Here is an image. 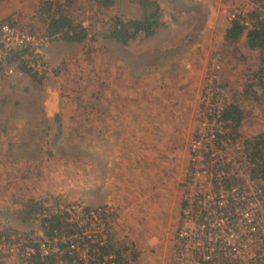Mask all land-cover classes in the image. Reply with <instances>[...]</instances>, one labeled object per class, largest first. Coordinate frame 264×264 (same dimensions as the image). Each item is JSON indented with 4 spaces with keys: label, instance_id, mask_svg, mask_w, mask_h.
I'll return each instance as SVG.
<instances>
[{
    "label": "rangeland",
    "instance_id": "1",
    "mask_svg": "<svg viewBox=\"0 0 264 264\" xmlns=\"http://www.w3.org/2000/svg\"><path fill=\"white\" fill-rule=\"evenodd\" d=\"M44 1L0 0V27L43 28L38 11ZM244 2L117 0L104 15L99 6L75 0L70 11L84 16L88 38L45 42L36 36L21 55L27 45L7 42L0 32V227L16 229L12 238L22 242L39 241L40 222L19 217L23 200L34 198L67 209L80 228L88 223L76 234L77 245L86 235L125 247L122 264H193L195 256L179 245L189 231L181 213L206 217L200 197L228 181L209 178L214 174L200 172L202 166L229 172L237 163L240 190L264 186L246 177L236 146L214 149L206 141L211 95L221 109L257 64L244 38L225 36ZM158 7L164 25L152 37L121 44L106 36L101 19L115 13L140 18ZM25 64L35 71H25ZM259 111L242 122L243 133L264 129ZM202 180L197 193L194 181ZM258 224L264 229V219ZM234 226L238 233L247 229ZM239 236L251 254L258 236ZM18 244L15 253L0 252V264H26Z\"/></svg>",
    "mask_w": 264,
    "mask_h": 264
},
{
    "label": "trees",
    "instance_id": "2",
    "mask_svg": "<svg viewBox=\"0 0 264 264\" xmlns=\"http://www.w3.org/2000/svg\"><path fill=\"white\" fill-rule=\"evenodd\" d=\"M66 1L69 2H64V0L41 2L38 13L43 19V28L34 26L35 30L30 32L45 42L58 40L72 43L84 42L88 38L91 28L83 23L84 16L79 18L71 13L70 6L75 0ZM85 1L99 6L104 15H107L108 10L114 9L117 3V0ZM256 5L258 6L255 10L249 14V24L244 23L246 17L238 14L231 19L225 33L226 38L233 42L239 41L241 38L245 39L247 48L258 56L256 67L245 77L242 88L236 91L221 109L217 108L214 116L210 118L217 117L223 122L224 132L217 135L216 143L218 142L223 148H226V145L236 146L235 151L239 154L238 161L242 163L241 166L246 177L251 182L262 183L264 182V129L250 134L242 131V122L259 111H255L253 103L261 107L259 112L264 117V16L262 11L264 0L258 1ZM161 17L162 12L158 7L153 10L148 9L140 18L124 17L115 13L101 21L102 25L107 28L106 36L109 39L127 44L132 40L152 37L160 26L164 25ZM29 48L31 46L27 45L25 49H22L20 55L27 53ZM24 70L29 73H32V70L35 71L28 64H25ZM243 170L240 168L239 171L242 175H244ZM233 179L235 182L230 179L227 186L235 183L240 184L236 181L237 177H233ZM184 202L182 205L188 206V202L186 200ZM59 206L56 204L50 207L34 198L23 200L22 208L19 210L20 219L27 223L39 221L43 229V236L35 235V237L52 243L50 254L42 256L38 250V244L34 242L32 245L37 251L34 254L26 255V257L25 254H22V259L26 264H98L110 252L116 254L118 264L125 261L122 259L126 248L118 247V249L109 238L103 245L91 242L92 238L84 240L82 244L88 241L90 249L88 258H81L77 250L71 249V245L79 241L76 234H82L89 225L87 223L82 228L78 227V221L72 220L71 213ZM84 210L89 211V206ZM233 210L234 206H232L231 212ZM227 211L229 213L230 208ZM181 215L180 220L182 217L184 218L185 212H182ZM230 216L235 218L234 213ZM13 232L15 233L13 234ZM17 233L16 229L0 227V240L6 243L15 240L19 242L20 238H12ZM253 235H257L258 240L255 247L253 245L254 249L252 248L251 254L244 257L222 256L220 260L218 259L217 264H264V234L258 232Z\"/></svg>",
    "mask_w": 264,
    "mask_h": 264
},
{
    "label": "built area",
    "instance_id": "3",
    "mask_svg": "<svg viewBox=\"0 0 264 264\" xmlns=\"http://www.w3.org/2000/svg\"><path fill=\"white\" fill-rule=\"evenodd\" d=\"M260 0H246V2L237 5L236 9L233 11L231 19L235 18L236 15L241 14L246 17L245 24H249V14L255 10L258 6L256 3ZM263 16H264V7ZM248 16V17H247ZM18 29V28H17ZM15 26L10 24H4L0 27L1 36L7 42H12L13 44L18 45H32L36 41V35L27 31L25 33L17 30ZM212 102L214 104L211 105L210 113L214 116L217 105V98H214ZM209 122H213V128L207 134L208 146L214 149H225L222 145H219L218 142V134L223 133V122L218 120L217 117L213 119H209ZM212 154V153H211ZM214 155V154H212ZM226 162L230 163L231 160H235L231 156H226ZM237 162V161H236ZM236 171L238 172V164L234 166V169H231L229 172L222 169L219 171L215 169L210 171L206 167L202 166L200 172L207 173L208 175H213V177H209L212 179H216L218 183L228 179H231L233 182V177H235ZM227 181V184H228ZM217 183V182H216ZM206 181L202 180L200 182L194 181L193 190L198 193V190H201V187H204ZM226 184V186H227ZM220 186V185H219ZM225 188L220 186H215L214 191L208 192L206 191L200 197L204 201V211L207 214L206 217H199L195 219L191 214V212L187 211L185 214V224L188 227L189 231L182 232L180 234V248L184 255H188L192 253L195 256L194 260H191L193 264H217L222 256L226 257H244L247 255L249 250V243L245 239H242L241 236L245 232L253 235V233H262L264 234V229L262 226L258 224L261 219H264V186H254L248 187L245 190H240L238 187L239 184H230ZM221 190L223 193H221ZM231 206H234V216L233 219L228 213L227 209ZM232 211V210H231ZM215 213H219V219L215 218ZM228 213V214H227ZM230 214V215H229ZM189 216V217H188ZM234 223L242 224L245 228H247L244 232L238 233L237 229L234 226ZM83 235V234H81ZM81 239H89L92 238L91 242L99 243L100 245L105 244V238L101 239H93V237H86ZM29 239L25 240V242L21 241H13L11 243H6L0 240V252L2 255H7L11 253H15L17 251L18 243L22 245L23 254H34L37 250L32 245L35 241L28 237ZM78 238V237H77ZM79 239V238H78ZM84 240H81V246L77 245L78 241L71 245V249H75L78 251L81 258H88V253L90 249L89 242H85L87 246L82 244ZM35 243L38 244V250L40 251L42 256H47L52 251L51 242L40 239ZM87 248V252L84 250ZM25 249V250H24ZM219 259V260H218ZM178 264H184V260H177ZM98 264H118L116 260V254L113 252L105 255Z\"/></svg>",
    "mask_w": 264,
    "mask_h": 264
}]
</instances>
